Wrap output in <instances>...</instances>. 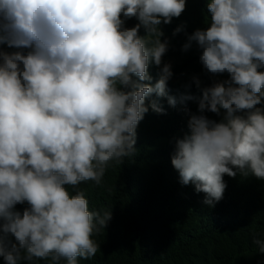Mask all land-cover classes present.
<instances>
[{
	"label": "clouds",
	"instance_id": "9594fccd",
	"mask_svg": "<svg viewBox=\"0 0 264 264\" xmlns=\"http://www.w3.org/2000/svg\"><path fill=\"white\" fill-rule=\"evenodd\" d=\"M185 9L186 0H0V44L19 49L0 51V257L6 264H78V257L95 256L100 246L93 234L107 226L111 211H90L83 191L70 195L67 186L99 185L110 162L135 153L146 98L155 93L177 105L167 92L170 63L154 86L142 82L152 79L150 63L160 66L169 49L161 24ZM207 11L209 26L188 35L183 50L195 42L207 72H227L230 79L202 89L201 97H179L182 105L198 99L200 114L191 115L189 131L175 140L171 163L181 184H193L214 206L227 187L225 175L264 181V108L257 107L264 97V0H210ZM132 18L139 23L124 27ZM150 106L165 111L158 100ZM206 110H225L223 120L209 119ZM25 202L22 214L14 210ZM253 242L264 252V239Z\"/></svg>",
	"mask_w": 264,
	"mask_h": 264
},
{
	"label": "trees",
	"instance_id": "16d2710c",
	"mask_svg": "<svg viewBox=\"0 0 264 264\" xmlns=\"http://www.w3.org/2000/svg\"><path fill=\"white\" fill-rule=\"evenodd\" d=\"M209 2L186 0V9L179 18L161 24L164 32L161 40H168L169 49L160 66L150 63L148 72L152 79L142 82L154 86L163 62L174 61L167 92L177 98V105L170 106L167 97H157L155 93L146 98L149 110L136 129L135 153L122 163L110 162L99 185L86 181L75 189L67 186L70 195L83 191L90 211H99L101 215L111 211L112 217L105 228L93 234V240L100 246L95 256L78 257V264H264V252L253 242L264 239V181L239 172L235 178L225 175L227 187L223 198L208 206L203 202L206 194L196 192L191 183L181 184L171 163L175 140L189 131L191 115L200 114L198 99L182 105L179 97H201L202 89L230 79L227 72L215 75L207 72L199 60L201 50L195 42L189 50H183L188 35L209 26ZM137 23L132 18L125 21L124 27L131 28ZM182 24L184 29L173 35ZM139 34L146 35L143 26ZM18 50L0 44V51ZM194 77L201 82L199 88ZM152 100L159 101L164 113L151 108ZM257 107L264 108V97ZM203 114L220 122L225 110L220 114L206 110ZM26 207L27 202L17 204L14 210L22 214ZM0 264H6L3 257ZM19 264L29 262L21 260ZM31 264H51V261L34 259Z\"/></svg>",
	"mask_w": 264,
	"mask_h": 264
},
{
	"label": "rangeland",
	"instance_id": "374dc122",
	"mask_svg": "<svg viewBox=\"0 0 264 264\" xmlns=\"http://www.w3.org/2000/svg\"><path fill=\"white\" fill-rule=\"evenodd\" d=\"M164 63H170L172 67L176 65V63L174 61H165V62H163V64Z\"/></svg>",
	"mask_w": 264,
	"mask_h": 264
}]
</instances>
